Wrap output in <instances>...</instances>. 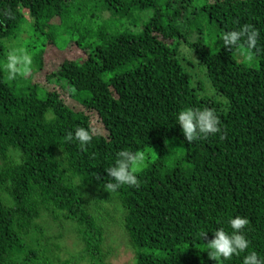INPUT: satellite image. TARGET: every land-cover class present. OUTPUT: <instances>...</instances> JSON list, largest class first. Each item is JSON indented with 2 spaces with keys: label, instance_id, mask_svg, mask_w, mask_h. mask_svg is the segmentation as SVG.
<instances>
[{
  "label": "trees",
  "instance_id": "1",
  "mask_svg": "<svg viewBox=\"0 0 264 264\" xmlns=\"http://www.w3.org/2000/svg\"><path fill=\"white\" fill-rule=\"evenodd\" d=\"M243 25L257 48L224 49ZM69 43L85 55L38 83ZM20 46L30 75L0 73V264H111L123 250L129 264H215L204 245L236 215L250 246L224 264L264 260V0H0V61ZM184 107L213 109L224 138L187 142ZM93 118L103 132L84 149L65 141ZM125 149L146 163L110 195L104 169Z\"/></svg>",
  "mask_w": 264,
  "mask_h": 264
},
{
  "label": "clouds",
  "instance_id": "2",
  "mask_svg": "<svg viewBox=\"0 0 264 264\" xmlns=\"http://www.w3.org/2000/svg\"><path fill=\"white\" fill-rule=\"evenodd\" d=\"M258 31L251 25H243L239 30L223 32L220 39L226 50L246 47L249 52L257 48ZM251 58V57H249ZM32 70V56L24 47H11L7 55L0 61V73L6 76L8 81H15L18 78L28 77ZM175 124L179 125L182 135L190 144L199 140L207 139L210 135L220 134L221 121L213 109L208 107H184L175 114ZM96 129L91 126L75 127L64 137L66 142L76 143L80 149H84L93 140ZM144 154L140 151L120 150L116 153L114 163L104 169L108 179L103 183L105 191L115 194L123 186L137 187L139 184L136 173L145 166ZM99 179V177H97ZM230 232L223 227L213 232V238L207 242L205 252L208 259L215 264H224L234 255L246 252L249 249L250 241L245 232L248 220L245 217L236 215L227 220ZM207 233L200 230L196 233L199 240L207 238ZM203 264V262H202ZM242 264H264L256 251H247L243 256Z\"/></svg>",
  "mask_w": 264,
  "mask_h": 264
},
{
  "label": "rangeland",
  "instance_id": "3",
  "mask_svg": "<svg viewBox=\"0 0 264 264\" xmlns=\"http://www.w3.org/2000/svg\"><path fill=\"white\" fill-rule=\"evenodd\" d=\"M205 1L206 0H197V6H200ZM148 16H149V13H146L144 16V19H146ZM29 24H30V22H29ZM122 26H124V29L130 28L129 23H127L126 21H123V24L120 23V28ZM137 29L140 30L139 27ZM166 42L170 45L173 44V41H171V40H167ZM49 48H51V47H49ZM180 49H181L182 55H184L185 57L193 58V56H194L193 53L188 48H186L184 45L181 46ZM48 55L49 56H47V58H45L46 59L45 60V66L42 69V71L35 74V80L38 81V83H40L42 85H45L47 83L46 78H45L46 75L56 71L58 64H60L62 62V60L65 58L66 55L72 56L74 58H82L83 55H85V54L77 47L76 43H69L67 45V47L65 48V50L63 49L61 52L58 51L55 53L50 52ZM240 56L242 58L239 60L246 63V64H249V65L251 64L252 60H256V57L254 55H250V53L243 52ZM249 57H251V58H249ZM193 63H196V60ZM187 65L191 66V64H189V63ZM198 66L199 65H195L194 67L191 66L192 72L193 71L195 72L193 75H195L196 78H200L203 76V72H202L201 68ZM92 127H94L96 129V132H103L102 125L97 118L92 119ZM130 257L131 256H130L129 252L123 250L121 252L120 256H116L112 260L111 264H129L127 262V260H129Z\"/></svg>",
  "mask_w": 264,
  "mask_h": 264
}]
</instances>
